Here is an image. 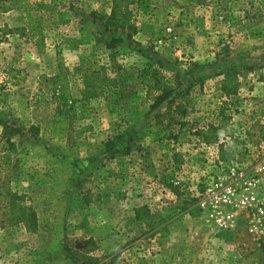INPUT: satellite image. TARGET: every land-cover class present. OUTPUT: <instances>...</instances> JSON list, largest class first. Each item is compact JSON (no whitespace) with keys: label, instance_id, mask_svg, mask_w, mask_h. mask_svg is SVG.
<instances>
[{"label":"rangeland","instance_id":"1","mask_svg":"<svg viewBox=\"0 0 264 264\" xmlns=\"http://www.w3.org/2000/svg\"><path fill=\"white\" fill-rule=\"evenodd\" d=\"M2 2L0 154L38 227H0V264H80L66 239L90 236L120 264H264V0H134V31L107 18L113 0ZM60 62L73 115L53 94ZM157 66L172 131L170 99L145 98ZM94 71L109 83L86 89ZM137 209L168 219L141 232Z\"/></svg>","mask_w":264,"mask_h":264},{"label":"trees","instance_id":"2","mask_svg":"<svg viewBox=\"0 0 264 264\" xmlns=\"http://www.w3.org/2000/svg\"><path fill=\"white\" fill-rule=\"evenodd\" d=\"M2 1L3 0H0V7L4 10H8V8ZM132 1L134 0H113L112 13L107 18L111 22H113L115 29L130 31L136 30L131 19L132 14L130 12V9L128 8L129 4ZM36 45L39 52L43 53L45 49L43 36L40 37ZM69 74L70 71H66L65 64L60 62L59 75L55 79L53 85V94L58 99V101H60L63 107H68L69 112L71 113V115H73L74 101L72 100L70 91L68 80ZM143 74V84L146 90L145 98H154V100L156 101L155 105H158L170 99L163 115L169 114L171 116L170 119H167V117L164 116V120H168L167 123H165V127L168 129L173 128L174 120L172 119L173 113L171 109L174 99H171V96L173 94V90H175L174 85L170 83L166 75L162 73L161 69L158 66L145 70ZM97 76H99V72L94 71L83 77L86 89H91L94 86L98 87L101 84L109 83L107 79H101L100 83L98 84L96 81V79L98 78ZM239 76L240 74L237 70H231L224 73L222 82L223 95L232 96L238 93L240 85ZM172 130L173 129H171V131ZM11 134L12 133L9 134V137ZM212 138L217 139V137L213 135ZM11 164L12 162L10 160L9 153L4 155L0 154V173H2L0 176V227H4L9 223H22L28 228V230L36 231L38 227L36 212L26 204L25 195H18L13 191L11 187ZM99 195L100 193L92 194L86 192L83 195L84 202L87 205H90L91 203L98 200V198L100 197ZM172 210L173 208H167L165 212H169ZM152 217L155 219V216L150 213L149 209L136 210V219L139 222L141 232H144V228L146 227H149L150 229L156 228V226L165 223L168 219L165 213L161 212H156V218H158L159 220L157 223H153ZM65 249L72 257H78L79 253L82 252L81 254H83V257L80 258L81 261L80 259H78L80 261V264L121 263L119 255L117 254L110 255L108 259H101L100 257L96 256V252L99 251V244L97 240L92 236L78 237L76 239H66Z\"/></svg>","mask_w":264,"mask_h":264}]
</instances>
